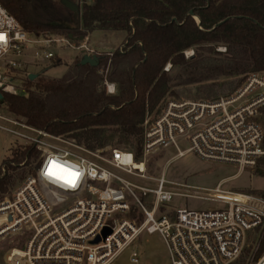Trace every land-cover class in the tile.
Wrapping results in <instances>:
<instances>
[{
	"label": "built area",
	"instance_id": "2783aa9c",
	"mask_svg": "<svg viewBox=\"0 0 264 264\" xmlns=\"http://www.w3.org/2000/svg\"><path fill=\"white\" fill-rule=\"evenodd\" d=\"M0 33L7 37L0 43L1 93H16L10 80L22 68L24 60L20 57L29 46H34L30 56L36 63L57 58L54 47L99 55L66 36L43 37L27 32L1 4ZM123 47L118 50L122 52ZM216 49L226 50L223 45ZM192 54V48L184 51L186 58ZM108 65L99 72L104 76L105 92L110 94L108 85L115 83L106 79ZM170 68L167 63L163 70L168 72ZM261 72L246 74L235 90L211 100L166 96L159 113L145 117L139 160L131 150L110 146L91 150L68 136L0 115L1 131L38 152L33 171L0 199V242L16 237L5 250L3 264H113L143 233L160 236L170 264H264V249L255 258L264 236L263 196L223 190L219 185L205 196L181 193L172 188L190 186L165 177L169 162L189 153L238 169H254L259 164L264 168ZM29 74L25 72L26 79ZM156 150L173 155L160 175L153 178L155 186L131 181L130 176L150 179L144 156ZM53 154L75 171L85 169L75 190L41 182L39 172L47 168ZM135 163L142 164L143 169ZM0 170L5 172L2 161ZM176 195L211 199L220 206L165 211ZM105 228L110 233L103 237ZM97 237L99 241L93 243ZM129 262H138L136 250L130 253Z\"/></svg>",
	"mask_w": 264,
	"mask_h": 264
},
{
	"label": "trees",
	"instance_id": "16d2710c",
	"mask_svg": "<svg viewBox=\"0 0 264 264\" xmlns=\"http://www.w3.org/2000/svg\"><path fill=\"white\" fill-rule=\"evenodd\" d=\"M70 1L79 6L77 21L60 0H0V4L24 30L37 36L71 35L78 42L94 29L125 31L123 51L99 54L96 67L74 59L59 78L27 79L23 94L2 92L0 109L88 149L127 144L139 160L145 117L159 113L168 94L178 95L173 86H194L186 89L193 98L214 99L219 92L235 90L246 74L264 71V0ZM219 45L225 52L216 50ZM190 48L194 54L186 58L184 51ZM62 63L59 57L53 60V66ZM167 63L182 68L175 83L170 70H163ZM107 65L106 79L117 88L112 95L105 92L99 72ZM221 77L228 80L218 83ZM112 136H117L115 142ZM37 157L36 149L26 145L2 160L0 199L27 175L20 168ZM260 247L255 258L264 249V236Z\"/></svg>",
	"mask_w": 264,
	"mask_h": 264
},
{
	"label": "rangeland",
	"instance_id": "374dc122",
	"mask_svg": "<svg viewBox=\"0 0 264 264\" xmlns=\"http://www.w3.org/2000/svg\"><path fill=\"white\" fill-rule=\"evenodd\" d=\"M98 35L99 34H95V38L101 39L102 37H99ZM112 44H115L114 41H110L106 46L111 48L113 46ZM33 50L34 46H29L27 52L20 57V60H24L21 63L22 68L17 70L12 79L10 80L12 84L11 86L15 89V94H23L25 92V83L27 81V79L25 78V72L36 73L38 74V76L41 75L44 79L56 78L54 76L62 74V70H65L70 65L67 62L70 61V54L76 55L75 59L79 58L81 55L80 52H76L65 47H54L53 50L55 52L61 50L64 51L61 54L62 57L60 56V59L63 61L64 64L62 63L60 65L53 66L54 59L41 63L33 62L30 56ZM56 55L57 57H59L57 53ZM204 55L207 56L206 54ZM210 56L217 57L214 54H211ZM168 73L172 77H174L173 83H175V77L182 73V68L180 66L172 67L170 68V71ZM261 73L264 75V72ZM227 80L228 78L221 77L217 81L219 83ZM187 87L193 88L194 86ZM187 87L173 86L171 89L177 92L178 95L175 96L173 94H168V98L211 100L206 97L193 98L191 96L192 93H188L186 91ZM230 92L232 91L226 90L223 92H219L214 97L226 95ZM210 98H213V96ZM0 115L12 117L23 122V119L9 115L2 109H0ZM151 117H155L154 112H152ZM112 138L114 140L113 142H115L117 136H112ZM23 146H26V144L15 140L13 137H10L9 134L0 130V161L11 155V151L13 149H20ZM120 147L129 150V146L127 144H121ZM172 155L173 152L167 150H156L154 152H151L149 155L144 156L146 160V173L150 179L145 180L133 176H130L128 178L139 185H146L150 188H153L155 186L153 178L160 175L161 171L163 170L166 163L170 160ZM35 163L36 161L32 162L30 165L21 167L20 171H24V175L28 174L31 169L33 171ZM257 169H259L260 171H264L263 165L261 164H259L254 169H238L236 165L216 161H205L198 158L194 154L189 153L181 157H177L171 162H169L165 170V177L167 180L176 181L190 186V188H172L173 190H178L181 193H196L205 196L209 195L212 189L219 185L220 188L223 190H231L239 193L251 192L254 194L261 195L264 192V178L263 176H261V172H256L258 171ZM218 206H220V204L211 199L176 195L164 209L165 211L172 212L174 209L182 207H188L191 209H214ZM11 239H16V237L5 238L0 242V264L4 263L5 250L11 245L9 243ZM260 249L261 247H259L258 253ZM133 250H136L138 253V262L136 264H170L167 250L160 236L157 233H143L136 241L132 243L131 246L126 248L116 258L113 264H131L129 262V255ZM246 250L248 251V248ZM246 255L247 253H245L244 257Z\"/></svg>",
	"mask_w": 264,
	"mask_h": 264
},
{
	"label": "crops",
	"instance_id": "0c3cea01",
	"mask_svg": "<svg viewBox=\"0 0 264 264\" xmlns=\"http://www.w3.org/2000/svg\"><path fill=\"white\" fill-rule=\"evenodd\" d=\"M90 1V0H89ZM95 34H99L100 38H95ZM126 36L125 31L122 30H100V29H94L90 32L87 33V35L83 38V40L79 41L80 43H83L85 46H87L89 49L93 50L96 54H105L107 52H113L116 48H118L121 44H123V40ZM110 41H114L115 44H112L113 46L107 47L106 45L110 42ZM69 51V50H66ZM64 51H56L55 53L58 54L59 58H61V54ZM81 55L79 58H81V56L83 54H86V52H81ZM90 55V54H89ZM61 56V57H60ZM68 57V56H67ZM69 59L70 61H67L68 64H71L72 61H74V59L76 58V55H69ZM67 70V68L64 70H62V74L54 76V77H60L62 76L65 71Z\"/></svg>",
	"mask_w": 264,
	"mask_h": 264
},
{
	"label": "clouds",
	"instance_id": "9594fccd",
	"mask_svg": "<svg viewBox=\"0 0 264 264\" xmlns=\"http://www.w3.org/2000/svg\"><path fill=\"white\" fill-rule=\"evenodd\" d=\"M108 92L110 94H115L116 93V85L115 84H110L108 85ZM55 160L59 164H63V161L61 160V157L53 154L50 158V161ZM47 168H41L39 172V177L42 183L45 184H52L56 185L58 187L64 188L65 190H75L78 187V182L82 179V177L85 174V169L84 168H78L76 171L80 173V179L77 181V184L75 187L69 186V184L61 183L57 179H53L52 177L45 175ZM58 175H62L64 179H67L69 181L75 179V176L73 174H65V173H58Z\"/></svg>",
	"mask_w": 264,
	"mask_h": 264
},
{
	"label": "water",
	"instance_id": "95a60500",
	"mask_svg": "<svg viewBox=\"0 0 264 264\" xmlns=\"http://www.w3.org/2000/svg\"><path fill=\"white\" fill-rule=\"evenodd\" d=\"M60 1H61V3H62L66 8H68V9L71 10V11H73V13H74V19H75V21H77V19H78V15H79V6H78L77 4H75V3H73V2L70 1V0H60ZM189 14H190V15H193V12L190 11ZM195 18H196V17H195ZM196 19H197V18H196ZM68 38L72 40V36H71V35H69ZM78 40H79V41L83 40V37H79ZM83 53H84V52H83ZM80 63H81V64H89V65H91V66L96 67V66L98 65V63H99V57H98V55H95V54L89 55V54L86 53V54H83V55L81 56V58H80ZM36 77H38V74H36V73H30V74L28 75V78H29L30 80H33V79H35ZM2 101H3V94L0 92V104L2 103ZM109 233H110V229H109V228H105V229L103 230V237H105V236L108 235ZM97 241H99V238H98V237L93 241V243H96Z\"/></svg>",
	"mask_w": 264,
	"mask_h": 264
},
{
	"label": "snow or ice",
	"instance_id": "6c2138e0",
	"mask_svg": "<svg viewBox=\"0 0 264 264\" xmlns=\"http://www.w3.org/2000/svg\"><path fill=\"white\" fill-rule=\"evenodd\" d=\"M6 39V35L4 33H0V43L6 42ZM58 173L73 174L75 176V179L69 181L67 179H64L62 175H58ZM45 175H48L53 179H57L61 183L69 184V186L71 187H75L77 181L80 179L79 172L64 164H59L55 160L49 161Z\"/></svg>",
	"mask_w": 264,
	"mask_h": 264
},
{
	"label": "bare ground",
	"instance_id": "6f19581e",
	"mask_svg": "<svg viewBox=\"0 0 264 264\" xmlns=\"http://www.w3.org/2000/svg\"><path fill=\"white\" fill-rule=\"evenodd\" d=\"M135 165L141 169H143V165L142 164H138V163H135Z\"/></svg>",
	"mask_w": 264,
	"mask_h": 264
}]
</instances>
